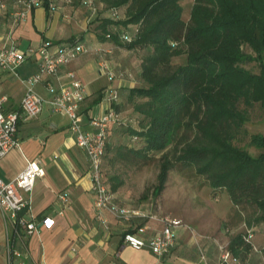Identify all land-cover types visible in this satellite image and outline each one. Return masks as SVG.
I'll use <instances>...</instances> for the list:
<instances>
[{
  "label": "crops",
  "instance_id": "obj_1",
  "mask_svg": "<svg viewBox=\"0 0 264 264\" xmlns=\"http://www.w3.org/2000/svg\"><path fill=\"white\" fill-rule=\"evenodd\" d=\"M50 1L57 11L37 7L26 22L16 25L17 14L25 12L22 1L0 0V42L7 44L11 39L21 50L27 51L32 47L40 49L47 41L54 44L81 41L91 53L78 58L69 67H63L57 78L47 77L34 87L46 100V109L34 120L22 117L18 132L22 143L20 150H12L0 163V180L7 183L15 180L27 168L28 162H38L46 170V176L38 180L32 194L24 193L30 199V205L22 219L39 224L37 233L28 235L26 231L17 230L15 223L7 221L0 208V264H196L201 261V254L208 258V264H221L220 246L231 244L236 235L247 234L249 230L253 231L254 247L244 264H264V224L253 228L244 224L239 226L241 231L238 228L231 231L228 224L232 223L235 205L232 202L233 207L227 211L219 193L209 186H205L201 197L206 198L212 209L211 215L184 216L186 222L176 236L178 246L164 259L148 250L136 251L123 242L125 235L140 224L148 225L150 236L160 232L162 225L157 220L136 219L129 224L105 211L103 218L108 225L101 222L94 204L96 194L87 153L77 147L69 119L55 115L49 101L70 83L66 75L73 73L82 80L89 93V99L82 105L85 132L95 131L92 120L100 119L113 108L125 120L137 118L130 98L133 89L143 86L141 74L145 51H128L111 41L101 42L96 31L100 21L119 19L104 4L93 7L89 0H76L72 5L68 4L69 0ZM87 2L89 5L86 6ZM125 34L132 35V28ZM41 59L37 54L22 64L18 77L0 71V95L10 97L7 110L22 111L27 80L40 72ZM103 62L110 65V72L117 78L115 81L100 72ZM112 90L121 93L115 107L105 99ZM117 129L121 130L115 125L109 128L111 140L116 138ZM107 182L108 179L106 187ZM112 193L117 207L128 208L120 198L119 189ZM224 193L227 192H222V196ZM212 194L217 195L214 202L209 198ZM62 197L67 198L66 203L60 199ZM46 219L55 220L51 230L42 226Z\"/></svg>",
  "mask_w": 264,
  "mask_h": 264
},
{
  "label": "trees",
  "instance_id": "obj_2",
  "mask_svg": "<svg viewBox=\"0 0 264 264\" xmlns=\"http://www.w3.org/2000/svg\"><path fill=\"white\" fill-rule=\"evenodd\" d=\"M184 1L100 0L114 15L124 12L123 19L100 21L96 31L101 42H108L106 35L115 28L124 33L132 28L133 42L125 44L118 34L111 42L147 53L143 86L133 89L130 98L140 126L127 120L115 126L143 143L133 155L162 156L156 198L166 190L170 173L182 165L216 193L227 192L235 205L232 222L240 219L249 228L258 227L264 224V136H249L258 157L236 140L249 121L240 106L260 104L264 109V0H195L189 21L184 20ZM48 3L44 8L50 12ZM175 58L185 64L175 65ZM247 63H257L259 74L246 69ZM248 210L253 215L246 216ZM245 238L236 235L229 248L242 264L254 247Z\"/></svg>",
  "mask_w": 264,
  "mask_h": 264
},
{
  "label": "built area",
  "instance_id": "obj_3",
  "mask_svg": "<svg viewBox=\"0 0 264 264\" xmlns=\"http://www.w3.org/2000/svg\"><path fill=\"white\" fill-rule=\"evenodd\" d=\"M25 12L17 14L15 24L18 25L22 21L26 22L34 9L49 4V9L52 12L57 11L50 0H21ZM74 0H69L72 5ZM90 6L92 5L91 2ZM88 2L86 3L87 6ZM89 5V4H88ZM118 12L114 15L117 17ZM118 34L121 36L125 44L133 42V35L122 33L120 29L115 28L110 34H107L109 41H112L114 36ZM19 45L13 40L9 39V43L3 44L0 42V71L11 73L12 76L18 77L19 67L31 60L33 56L40 54L42 57L39 73L27 80L25 96L21 102L20 113L7 110L10 102L9 96L0 95V163L8 157L12 150H20L21 141L18 137L20 130V121L22 117L27 120H34L45 111L47 104L46 100L35 91L38 84H42L47 77L57 78L63 67H69L78 58L86 56L91 53V49L84 45L81 41H74V43H60L54 44L52 41H47L41 48L34 47L29 50H21ZM101 73L108 75L111 81H115L116 76L111 73L110 65L107 62L100 64ZM69 84L62 87L53 100L49 104L55 115L66 116L71 122L70 131L76 135V145L80 149L85 150L89 163H91V177L93 178V190L96 194L95 202L98 210V218L104 225L108 222L103 218V212L109 211L115 218L129 224H133L136 219L143 221L150 220L149 216L144 215L140 210H128V208H119L114 204V195L106 187L107 177L104 173V158L107 154V145L109 140L108 129L113 125L127 124V121L115 108L105 113L100 119H93L91 125L95 131L88 133L84 131L83 121V107L82 105L89 99V93L86 85L82 80L77 79L73 73L66 75ZM121 98V93L116 90L109 91L106 101L110 106H117ZM27 168L13 181L9 183L0 180V208L3 210V215L7 221L15 223L17 230L26 231L28 235H33L39 230V224L24 221L19 219V214L24 212L30 205V199L24 196L25 194H32L35 185L39 179L46 176L45 169L38 162H28ZM67 197V196H66ZM60 198L64 203L67 198ZM162 225L160 232L150 236L151 230L148 225H137L127 233L123 238L125 245L130 246L134 250H148L152 252L157 258L164 259L166 256L172 254L176 250L178 243L176 240L177 233L180 228L184 227L181 220H173L171 217L164 218L159 221ZM55 225V220L46 219L42 226L46 230H51ZM41 226V227H42ZM253 231L249 230L246 234L245 241L253 242ZM230 244H222L220 252L222 256L221 264H242L240 259H236L229 251ZM201 261L196 264H208V258L201 254Z\"/></svg>",
  "mask_w": 264,
  "mask_h": 264
},
{
  "label": "rangeland",
  "instance_id": "obj_4",
  "mask_svg": "<svg viewBox=\"0 0 264 264\" xmlns=\"http://www.w3.org/2000/svg\"><path fill=\"white\" fill-rule=\"evenodd\" d=\"M89 1H91L93 7H97L100 4V0ZM194 3L195 0H185L183 2L182 6L185 8L184 20L189 21ZM123 15L124 12H120L119 18L123 19ZM245 51L248 55H253L249 48H246ZM145 55H147L146 52H144L143 57ZM173 62L179 66L185 64L184 59L179 58H175ZM257 65V63H247L244 67L252 73L259 74ZM137 103L140 105L142 101L137 99ZM261 107L258 104L254 108H248L245 104H242L239 109L241 112H247L249 121L246 122L244 131L237 138L236 143L239 147L248 149L253 157H258L260 151L258 152L257 149L252 148L249 136H264V109ZM127 121L132 122L135 127L140 126V120L136 117ZM114 134H116V138L111 140L109 137L108 140L111 150L107 152L104 159V173L108 179V188L112 192H114V186L120 185V198L124 201V205L131 210H140L144 215L149 216L150 220H157L158 222L164 218L171 217V219L181 220L185 224L184 216L199 218V214L206 216V213H212V209L206 203V198L201 197L205 189V179L199 177L195 170L184 168L182 165H177L170 173L171 176L166 185V190L160 197L156 198L154 191L159 186L162 156L148 154L147 157H140V155H133L130 153L132 150L141 151L144 148L140 139L135 140L120 129H117ZM224 191L220 190L219 197L222 198V205H226L225 207L229 211L233 204L227 193L222 196L221 193ZM209 198L214 202L217 197L212 194ZM248 214L253 215L252 210H248L246 216ZM239 220L235 219L228 224L231 231H234V228H238L241 231L239 226L241 227L244 223Z\"/></svg>",
  "mask_w": 264,
  "mask_h": 264
}]
</instances>
